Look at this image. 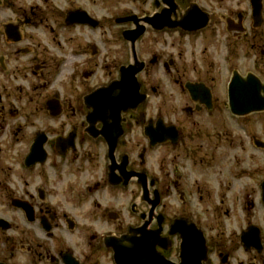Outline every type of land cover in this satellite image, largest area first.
<instances>
[{
	"label": "flooded vegetation",
	"instance_id": "obj_1",
	"mask_svg": "<svg viewBox=\"0 0 264 264\" xmlns=\"http://www.w3.org/2000/svg\"><path fill=\"white\" fill-rule=\"evenodd\" d=\"M129 1L150 7L116 17L129 20L120 33H142L134 45L142 64L138 80L147 64L137 47L148 33L187 39L208 32L207 42L222 48L224 88L213 87L212 64H204L203 73L193 65L197 76L188 81L191 62L154 55L149 64L178 82V103L161 102L150 114V95L140 83L143 105L120 113L111 127L106 119L114 117L100 115L92 127L85 95L108 83L78 93L75 82L80 87L99 72L118 79L124 65L105 75L94 61L97 48L89 45L86 53L84 34L104 22L83 0H0V264H114L104 240L137 228L142 243L148 246L150 238L170 264L180 262L185 236L199 231L203 264H264V217L257 215L264 211V179L256 169L264 131L257 135L256 119L232 115L229 101L235 77L256 81L254 91L259 86L264 99V0ZM203 12L205 30L180 29ZM133 18L146 20L144 28H134ZM126 44L128 66L134 56ZM28 112L51 121L19 122L18 114ZM245 142L253 147L249 170L242 167ZM247 172L251 184L243 181ZM240 206L241 223L227 234L220 215Z\"/></svg>",
	"mask_w": 264,
	"mask_h": 264
},
{
	"label": "rangeland",
	"instance_id": "obj_2",
	"mask_svg": "<svg viewBox=\"0 0 264 264\" xmlns=\"http://www.w3.org/2000/svg\"><path fill=\"white\" fill-rule=\"evenodd\" d=\"M83 4L86 10H90L91 13L104 22V27H101L100 30L95 32H86L83 36L84 48L86 47V53L89 54L92 52L87 46H95L97 48L96 61L101 63L103 68L106 69L105 75L115 74L114 70L115 65L119 66L125 64L129 60V47L128 45L121 40L120 31L121 27L113 24V19L119 16L129 14L131 12L144 11L148 10L150 7L148 3L144 2H130L129 0H83ZM69 38H71V32H69ZM76 38V37H75ZM209 39L208 32L204 33L200 37H189V38H180L176 35H156L153 33H148L140 44L137 47L139 57L141 60L145 61L147 64V70L139 77V81L142 84V90L148 92L150 99L148 102L149 113L152 114V110L161 105V102H164L166 105L177 104L178 101V82H173L166 75L163 69L157 66L149 64L152 56L162 54L164 59H167L168 56H175L178 54V57L181 61L187 62L189 64L188 71L185 74V78L190 81L193 78H196L197 73H193L194 66L200 71L204 64H212V77L215 79L212 82L214 88L223 89L225 80H224V61H223V52L222 48L214 45H210L207 40ZM91 51V52H90ZM87 59V58H86ZM246 62H251L252 56H245ZM193 66V67H192ZM205 70H208L205 68ZM204 71V70H203ZM202 71V73H203ZM96 79H88L86 82H83L79 87L78 82H75L76 88H78V93L82 90L87 92L95 87L96 84H105L109 83V77L105 78L102 72H99L96 76ZM78 80V78H77ZM61 81L58 80L57 83ZM185 83V80L181 81ZM65 84H70V81H63ZM177 84V85H176ZM152 88L157 89V93L151 92ZM73 88H69L68 93L72 94ZM71 97V96H69ZM167 98V99H164ZM228 115V114H226ZM18 116L19 122L22 120L28 122H35V125H38V122H48L49 119L43 118L41 113L36 114L31 117V112H28L26 115L24 113H19ZM256 119V133L258 135L262 134L264 131V114H255L250 115L245 118L246 122L251 123ZM53 122V121H52ZM246 131V130H245ZM264 138V137H262ZM264 141V140H263ZM243 159V168L249 170L252 168V159L253 158V147H249L247 143L244 144V152L242 154ZM256 169L259 170L260 179H264V150L256 149ZM247 172L243 181H246L251 184V175L247 178ZM242 181V182H243ZM225 210V209H223ZM248 216L251 218L254 214V210L248 211ZM243 214L242 206L229 209V214L225 216L221 214V221L226 224V233L232 228H235L237 223H241L240 219ZM257 215L261 218L264 217V211L262 209L257 210ZM4 216H11V212L5 211ZM11 233V232H10Z\"/></svg>",
	"mask_w": 264,
	"mask_h": 264
},
{
	"label": "water",
	"instance_id": "obj_3",
	"mask_svg": "<svg viewBox=\"0 0 264 264\" xmlns=\"http://www.w3.org/2000/svg\"><path fill=\"white\" fill-rule=\"evenodd\" d=\"M204 16V14L199 13V15L191 17V21L195 22V24H192L189 21V17H187L183 22L185 24L183 30L195 32L201 29L207 21V17ZM133 20L139 21L136 18H133ZM127 21L129 20H117V23ZM141 34L138 31L122 32V38L131 44L134 58H136L134 44ZM134 63L135 65L120 68V80L113 81L107 87L99 88L85 97L86 106L92 108L86 116L87 122L92 127L96 117L100 115L114 117V120H112L113 118L106 119L107 121H111L109 127L113 126L117 122L121 111L125 112L128 109H134L146 99L145 95L139 93V84L136 81V75L141 70L142 64L138 63L136 59ZM254 89H256V81L254 80L243 81L240 77H235L232 80L229 101L230 108L234 114L245 116L253 112L264 111V99L258 94L259 86H257V91H254ZM262 188L264 201V183H262ZM174 227L175 225L173 229ZM137 234L141 235L138 236ZM142 239L143 234L138 229L131 231L120 239L107 242V247L111 248L114 252L113 259L115 264H165L166 262L163 263L154 253L151 239L148 238V246L142 243ZM188 243H190L189 246ZM183 244L180 256L181 262L179 264H202V261L206 259V250L202 236L196 235L194 238L193 235L188 234L183 239Z\"/></svg>",
	"mask_w": 264,
	"mask_h": 264
},
{
	"label": "bare ground",
	"instance_id": "obj_4",
	"mask_svg": "<svg viewBox=\"0 0 264 264\" xmlns=\"http://www.w3.org/2000/svg\"><path fill=\"white\" fill-rule=\"evenodd\" d=\"M121 110V109H120Z\"/></svg>",
	"mask_w": 264,
	"mask_h": 264
}]
</instances>
